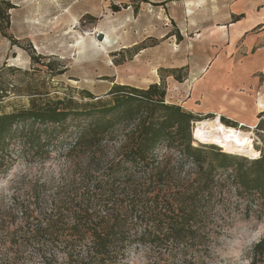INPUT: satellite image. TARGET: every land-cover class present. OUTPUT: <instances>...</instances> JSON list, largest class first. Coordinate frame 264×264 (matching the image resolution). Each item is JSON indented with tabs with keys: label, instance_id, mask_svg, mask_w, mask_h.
Instances as JSON below:
<instances>
[{
	"label": "trees",
	"instance_id": "16d2710c",
	"mask_svg": "<svg viewBox=\"0 0 264 264\" xmlns=\"http://www.w3.org/2000/svg\"><path fill=\"white\" fill-rule=\"evenodd\" d=\"M78 94L0 109V175L18 159L67 165L56 186L34 182L0 215V264H124L132 250L152 264H207L232 199L264 216L262 119L248 158L194 145L197 117L167 103L162 85ZM263 254L264 238L250 264Z\"/></svg>",
	"mask_w": 264,
	"mask_h": 264
},
{
	"label": "rangeland",
	"instance_id": "374dc122",
	"mask_svg": "<svg viewBox=\"0 0 264 264\" xmlns=\"http://www.w3.org/2000/svg\"><path fill=\"white\" fill-rule=\"evenodd\" d=\"M242 4L241 0H0L8 15V23L0 21V88L5 96L0 109L26 107L30 94L41 100H78L80 91L101 97L113 84L138 89L159 84L166 90L167 103L183 105L194 75L220 58L255 84L239 88L231 104L201 106L194 115L197 121L217 120L243 135L249 133L254 149L262 135L257 123L264 121L262 116L257 122L258 110L264 111L259 107H264V23L245 25ZM247 95L251 101L255 96L259 109L245 99ZM192 140L194 145L253 158L247 149ZM66 166L62 161L36 165L18 159L0 175V215H7L14 207L12 198L21 200L34 182L56 186ZM231 204L207 264H250L253 247L264 238V216L248 213L234 199ZM2 231L0 225V240ZM146 256L144 250H132L124 264H152Z\"/></svg>",
	"mask_w": 264,
	"mask_h": 264
},
{
	"label": "crops",
	"instance_id": "0c3cea01",
	"mask_svg": "<svg viewBox=\"0 0 264 264\" xmlns=\"http://www.w3.org/2000/svg\"><path fill=\"white\" fill-rule=\"evenodd\" d=\"M241 2H243L242 5L246 9L245 12H241L246 15L247 23L245 25L248 26L255 23L254 27H256L264 23V0H241ZM229 66L230 64L225 59L221 61L220 58H214L208 63L207 67L194 75L196 77L191 82V88L187 92L183 105L177 103L175 105L180 106L185 111L194 115L200 112L201 106H205L206 109L211 105H215L216 107L226 106L235 96L236 100L238 98L236 94L239 88L245 87L247 82L252 85L255 83L249 77L246 82L244 77L245 73L240 68L238 69L239 72H234ZM247 96L249 97H245V99L252 102L254 106L256 104L258 107L257 99L254 100L255 96L252 98L253 101L249 100L251 99L250 95ZM205 102H208V104H204ZM258 111L260 113L257 115V122L259 120L258 116L264 113L263 110L259 109Z\"/></svg>",
	"mask_w": 264,
	"mask_h": 264
},
{
	"label": "bare ground",
	"instance_id": "6f19581e",
	"mask_svg": "<svg viewBox=\"0 0 264 264\" xmlns=\"http://www.w3.org/2000/svg\"><path fill=\"white\" fill-rule=\"evenodd\" d=\"M259 107L264 109L263 106ZM193 125L195 128L192 129V138L196 141L211 140L225 149H247L253 158L258 156V152L250 147L252 139L249 133L243 135L231 127L224 126L217 120L196 121Z\"/></svg>",
	"mask_w": 264,
	"mask_h": 264
}]
</instances>
